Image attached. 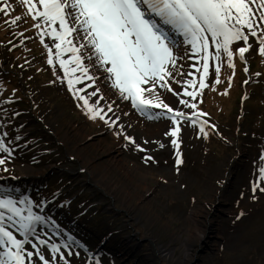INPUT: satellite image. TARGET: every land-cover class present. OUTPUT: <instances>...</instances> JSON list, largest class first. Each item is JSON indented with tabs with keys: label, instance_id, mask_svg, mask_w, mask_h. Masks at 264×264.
<instances>
[{
	"label": "rangeland",
	"instance_id": "obj_1",
	"mask_svg": "<svg viewBox=\"0 0 264 264\" xmlns=\"http://www.w3.org/2000/svg\"><path fill=\"white\" fill-rule=\"evenodd\" d=\"M7 4L10 15L0 13V145L10 151H0L5 160L0 199L16 201L25 217L31 212L42 218L25 231L19 217L9 220L12 213L3 210L4 227L24 241L22 254L33 252L25 264H43L33 245L53 264H264V55L259 39L249 35L245 60L238 54L244 41L230 46L234 68L223 51L219 61L213 55L205 79L202 54L168 27L179 45L180 74L173 71L165 78L171 91L159 83L155 90L169 99L173 112L150 106L142 112L111 87L94 60L85 58L84 65L98 82L85 77L70 89L60 59L71 61L73 54L58 55L59 41L49 34L50 26L34 20L22 0ZM16 16L21 19L11 24ZM73 37L75 45L83 42L78 34ZM210 51L215 52L211 41ZM241 61L252 63L247 83ZM82 75L77 71L72 78ZM201 80L207 85L203 89ZM95 89L102 100L91 95ZM74 90L99 104L109 123L92 120ZM122 109L153 125L151 131L135 127ZM177 111L184 116L173 119ZM160 124L166 127L158 134ZM176 127L180 132L173 137ZM108 148L118 152L119 164ZM84 162L106 168L101 170L118 188L97 187L81 168ZM25 166L33 169L30 176L22 174ZM50 245L59 246L55 257ZM4 251L0 246V259Z\"/></svg>",
	"mask_w": 264,
	"mask_h": 264
},
{
	"label": "snow or ice",
	"instance_id": "obj_2",
	"mask_svg": "<svg viewBox=\"0 0 264 264\" xmlns=\"http://www.w3.org/2000/svg\"><path fill=\"white\" fill-rule=\"evenodd\" d=\"M0 3L3 4L0 6V13L10 15L13 9L7 4V0H0ZM22 3L27 5L28 14L34 20H42L50 26L49 34L59 41L55 45L60 49L58 55L64 52L73 54L71 61L60 59V66L69 76L70 89H74L75 84L82 83L85 77L95 83L96 77L88 75L89 69L84 65L85 58L94 60L95 65L108 74L112 81L111 87L117 89L124 99L130 100L133 106L142 112L149 106L163 107L168 112H173V109L154 93L158 83L161 88L171 91L165 78L172 77L173 71L180 74L177 60L181 57L176 52L179 45L171 37L168 27L183 36L198 55L202 54L205 79L209 75V59L214 55L215 60L219 61L222 51L228 56L229 66L235 67L232 62L234 53L230 47L234 42H245L246 46L238 49L240 59L245 60V53L251 48V45L247 44L249 35L259 39V52L264 55V37L258 35V31L264 32V0H22ZM20 19V16H16L10 23L16 24ZM35 27L40 28V23ZM245 28L248 30L247 34ZM73 34L81 37L83 42L79 46L73 43ZM210 41L214 44V53L210 51ZM82 49L86 50L85 54H82ZM49 53L51 55V49ZM48 63L52 64L53 60L50 58ZM69 64H75L76 67L69 68ZM220 70L217 64L215 72L219 74ZM77 71H81L83 75L73 79L72 76ZM216 83H220L218 78ZM192 86H195L194 82ZM206 86L201 80L199 87L203 89ZM78 92L79 90H74L73 94L83 101L90 118L109 123L105 119L104 109L99 104H90L89 97L78 95ZM145 93L155 96L158 102L147 98ZM184 94L189 97L197 95L193 91H185ZM91 95L97 96L98 100L103 99L98 89ZM182 102L186 107H196L187 101ZM108 110H112L111 105ZM183 116L184 113L177 111L173 119ZM109 126L116 125L112 123ZM179 132L180 128L176 127L170 135L178 137ZM132 143L135 141L132 140ZM173 144L176 145L177 141L173 140ZM139 150L144 151L142 148ZM0 151L10 150L0 145ZM179 163L183 161L180 160ZM4 164L5 160L0 159V165ZM260 172V178L264 180V168L260 169ZM3 210L12 213L8 216L9 220L14 216L19 217L18 223L25 231L33 222L42 218L31 212L25 217L22 210L16 207V201L0 199V246L5 249L4 259H0V264H25L26 257L31 258L33 252L22 254L24 241L17 239L4 227ZM39 243L46 245L47 241L40 240ZM49 247L55 257L59 253V246ZM33 248L43 264H53L45 259L37 245H33Z\"/></svg>",
	"mask_w": 264,
	"mask_h": 264
},
{
	"label": "bare ground",
	"instance_id": "obj_3",
	"mask_svg": "<svg viewBox=\"0 0 264 264\" xmlns=\"http://www.w3.org/2000/svg\"><path fill=\"white\" fill-rule=\"evenodd\" d=\"M95 82H98L97 78L95 79ZM154 93H155V96H159L160 100H162L165 104H168L170 106L169 99H164V97H161L160 93L158 91H156L155 89H154ZM145 95H146L147 98L153 99L154 102H158V101L155 100V96L149 95L148 93H145ZM127 110H129V109L127 108ZM122 112L126 114L129 122L133 123L135 125V127H138L139 129H143L147 133L151 131L153 125L141 120L135 114V112L126 111L124 109H122ZM128 112H129L130 115L128 114ZM165 127H166V124L158 125L157 126V133L159 134V132H163ZM107 150H108L107 152L110 155V158L112 159V161H115V162H117V164H119L120 160L118 158V152H114V150H112V148H108ZM81 151L82 150H78L77 152L80 153ZM81 168L86 170L88 173H90L92 178L96 179L95 183H96L97 187L102 188V190H109V189H117L118 188L119 184L116 183L115 180L112 177H110V175L106 171H104L106 168H100V167L96 166L95 164L91 165L88 162H84L81 165ZM101 169H104V170H101ZM29 170L32 171L33 169L30 166H25V167L21 168V172L25 176H30L31 175L29 173ZM98 170L102 171L100 175H98ZM122 188H123L124 191L127 190L125 185H123ZM126 197L128 198L129 194H126ZM193 214H194V212H193ZM193 221H195V217L193 218Z\"/></svg>",
	"mask_w": 264,
	"mask_h": 264
}]
</instances>
